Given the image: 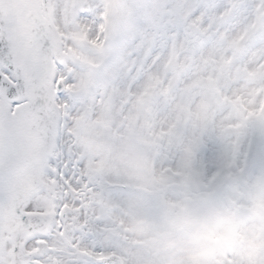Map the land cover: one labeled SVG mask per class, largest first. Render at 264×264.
<instances>
[{"label":"snow or ice","instance_id":"6c2138e0","mask_svg":"<svg viewBox=\"0 0 264 264\" xmlns=\"http://www.w3.org/2000/svg\"><path fill=\"white\" fill-rule=\"evenodd\" d=\"M0 264H264V0H0Z\"/></svg>","mask_w":264,"mask_h":264}]
</instances>
